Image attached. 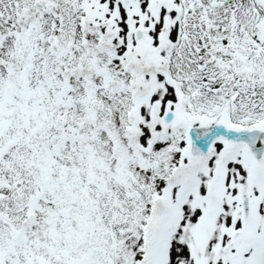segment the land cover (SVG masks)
<instances>
[{
	"label": "snow or ice",
	"instance_id": "6c2138e0",
	"mask_svg": "<svg viewBox=\"0 0 264 264\" xmlns=\"http://www.w3.org/2000/svg\"><path fill=\"white\" fill-rule=\"evenodd\" d=\"M0 264H264V0H0Z\"/></svg>",
	"mask_w": 264,
	"mask_h": 264
}]
</instances>
